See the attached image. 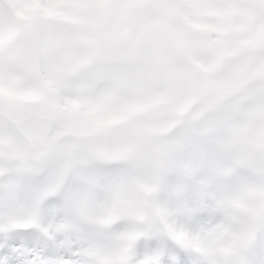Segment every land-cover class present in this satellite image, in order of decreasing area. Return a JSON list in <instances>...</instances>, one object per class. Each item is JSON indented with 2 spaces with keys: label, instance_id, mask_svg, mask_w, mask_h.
<instances>
[{
  "label": "snow or ice",
  "instance_id": "6c2138e0",
  "mask_svg": "<svg viewBox=\"0 0 264 264\" xmlns=\"http://www.w3.org/2000/svg\"><path fill=\"white\" fill-rule=\"evenodd\" d=\"M212 16L227 22L206 24ZM30 39V77L22 81L12 66ZM206 52L250 64L249 86L264 90V0H0V132L36 136L38 119L39 141L52 148L41 163L54 177L0 155V182L26 188L0 208V264H204L195 242L225 225L226 197L242 169L219 165L215 183L179 210L175 197L165 198L162 229L131 227L109 193L133 186L155 195L157 181L133 170L145 136L206 134L197 98L175 87L205 73ZM161 108L167 119L151 121ZM40 184L44 191L30 197ZM86 192L93 210L85 217ZM253 236L250 264H264V212Z\"/></svg>",
  "mask_w": 264,
  "mask_h": 264
},
{
  "label": "clouds",
  "instance_id": "9594fccd",
  "mask_svg": "<svg viewBox=\"0 0 264 264\" xmlns=\"http://www.w3.org/2000/svg\"><path fill=\"white\" fill-rule=\"evenodd\" d=\"M231 20L239 22L240 17L233 16ZM204 22L224 25L227 18L205 17ZM33 44L34 40L30 39L20 45L12 66L13 73L22 81L30 77L28 51ZM204 62L203 75L177 80L175 87L182 94L197 98L198 111L204 114L200 124L206 134L183 138V133L178 131L160 141L145 136L133 157V170L146 180L157 181L155 195L145 198L133 186H119L109 193V202L129 216L131 227L162 229L165 198L175 197L179 210L207 192L215 183L219 165H226L228 171L240 168L244 178L227 194L230 211L225 225L195 243L204 248V264H250L253 221L257 214L264 212V90L256 91L249 86L254 69L242 60L223 62L212 52H206ZM167 115V108H161L150 119L163 123ZM32 126L36 136L21 135L14 127L0 132V155L10 156L21 168L41 167L47 178L54 179L50 169L41 163V157L52 148L39 141L38 119ZM161 176L163 182L159 183ZM198 177H207V183H201ZM25 190L23 186L14 188L8 182H0V208L7 211ZM43 191L44 184H40L28 189V194L34 197ZM83 200L81 213L86 217L93 210L90 194L84 193ZM109 243L118 246L119 241Z\"/></svg>",
  "mask_w": 264,
  "mask_h": 264
}]
</instances>
